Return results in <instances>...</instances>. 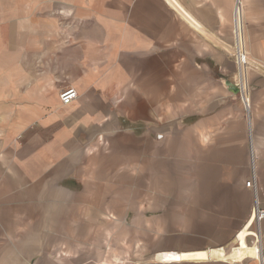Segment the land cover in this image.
<instances>
[{
    "label": "crops",
    "instance_id": "obj_1",
    "mask_svg": "<svg viewBox=\"0 0 264 264\" xmlns=\"http://www.w3.org/2000/svg\"><path fill=\"white\" fill-rule=\"evenodd\" d=\"M235 1L90 0L76 46L0 49V264H69L102 215L127 264H264V0H240L249 117Z\"/></svg>",
    "mask_w": 264,
    "mask_h": 264
},
{
    "label": "rangeland",
    "instance_id": "obj_2",
    "mask_svg": "<svg viewBox=\"0 0 264 264\" xmlns=\"http://www.w3.org/2000/svg\"><path fill=\"white\" fill-rule=\"evenodd\" d=\"M9 2V7L0 12V18L9 17L6 23L0 25V49L3 52L12 50L14 40L16 42L18 36L22 34L24 36L21 38L24 37L25 45H30L29 47L34 49L76 46L84 40L82 36L85 26H92L81 19L82 15H92L88 8L90 0H9ZM48 30L53 32V35H48ZM46 31L47 34H44ZM33 32L42 35L33 38L31 35ZM29 36L32 39L29 40ZM7 57L0 62L13 61ZM106 216H101L102 229L99 232L100 236L95 238L99 239L95 240V245L58 250H62L60 253L62 256L69 257V264H127L140 258L138 246H132L130 250V246L125 244L124 230L112 232L103 229L110 223ZM114 217L118 223L125 222L123 216ZM63 251H67L68 254Z\"/></svg>",
    "mask_w": 264,
    "mask_h": 264
},
{
    "label": "built area",
    "instance_id": "obj_3",
    "mask_svg": "<svg viewBox=\"0 0 264 264\" xmlns=\"http://www.w3.org/2000/svg\"><path fill=\"white\" fill-rule=\"evenodd\" d=\"M233 37L234 42L231 47V55L236 64V73L234 76V84L238 89V96L243 104L244 110L248 117L250 116V85L248 79V73L250 70L249 55L245 47L244 38V24H243V9L240 0L235 1V7L233 11ZM78 99V93L74 88H66L60 94L61 104L63 106H69ZM251 157L253 158V152L251 151ZM246 186L252 190L255 196V215L257 226L260 230L261 224L264 221V208H261L258 202V187L253 172L252 177ZM260 234V231H259Z\"/></svg>",
    "mask_w": 264,
    "mask_h": 264
},
{
    "label": "bare ground",
    "instance_id": "obj_4",
    "mask_svg": "<svg viewBox=\"0 0 264 264\" xmlns=\"http://www.w3.org/2000/svg\"><path fill=\"white\" fill-rule=\"evenodd\" d=\"M9 3H10L9 0H0V12L5 10V8L9 7ZM8 18H6V16H3L2 18H0V25L6 23L7 22L6 20H8ZM23 36H24V34H23Z\"/></svg>",
    "mask_w": 264,
    "mask_h": 264
}]
</instances>
